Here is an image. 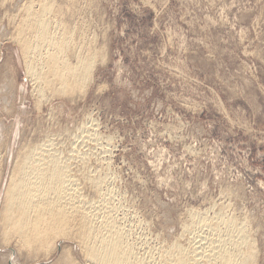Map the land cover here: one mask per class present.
<instances>
[{
	"label": "rangeland",
	"instance_id": "rangeland-1",
	"mask_svg": "<svg viewBox=\"0 0 264 264\" xmlns=\"http://www.w3.org/2000/svg\"><path fill=\"white\" fill-rule=\"evenodd\" d=\"M30 1L0 0V211L16 157L50 145L78 156L76 172L82 152L104 176L139 256L158 261L194 233L215 238L183 223L225 215L264 264V0H52L66 21L59 34L95 59L86 85L55 94L35 88L13 34ZM2 232L0 264H90L76 239L31 254Z\"/></svg>",
	"mask_w": 264,
	"mask_h": 264
},
{
	"label": "bare ground",
	"instance_id": "bare-ground-1",
	"mask_svg": "<svg viewBox=\"0 0 264 264\" xmlns=\"http://www.w3.org/2000/svg\"><path fill=\"white\" fill-rule=\"evenodd\" d=\"M32 1L25 8L13 34L22 51L25 71L36 84L35 88L39 93L48 89L53 93L54 89L57 93H67L79 82L86 85L93 68V54H79L70 43L71 32L59 34L60 25L66 21L61 20L62 17L56 20L58 17L53 14L61 15V7L52 0H38L37 5L35 0ZM70 55L76 58L75 63L71 62ZM89 135L85 137L89 139ZM32 145L16 157L4 187L0 211L4 241L16 239L19 249L31 253L32 250H50L48 248L61 237L76 239L90 264H254L255 242L250 233L243 225L238 227L234 218H224L225 215L208 220L209 217L194 214L190 223H183L184 231L190 233L195 230L194 226H206L215 238L194 233L188 240V246L174 240L168 250L160 253L158 261L139 256L134 246L127 242L123 228L113 216L114 210L108 206L107 201L111 197L102 193L104 176L89 173L82 152L78 153L82 163L76 172L74 162H71L78 157L76 154L63 156L62 151L59 153V150L48 148L49 143L48 147ZM87 187L97 192L99 200L85 195L83 190ZM220 226L225 227L224 234ZM66 264L75 263L69 260Z\"/></svg>",
	"mask_w": 264,
	"mask_h": 264
}]
</instances>
